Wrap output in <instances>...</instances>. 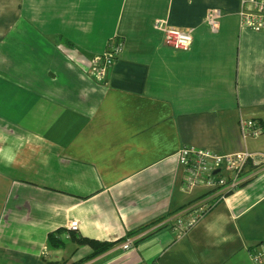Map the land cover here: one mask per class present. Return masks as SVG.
Returning a JSON list of instances; mask_svg holds the SVG:
<instances>
[{"label":"crops","instance_id":"crops-1","mask_svg":"<svg viewBox=\"0 0 264 264\" xmlns=\"http://www.w3.org/2000/svg\"><path fill=\"white\" fill-rule=\"evenodd\" d=\"M239 0H0V264H255L264 243V32ZM221 12L220 27L206 22ZM157 20L193 30L164 45ZM110 42L106 82L91 71ZM262 129L244 136L241 121ZM248 152V176L178 238L175 220L210 200L183 188L178 152ZM209 198V199H208ZM79 223L100 256L51 233ZM63 235V234H62ZM126 238L135 249L121 250ZM264 264V263H263Z\"/></svg>","mask_w":264,"mask_h":264},{"label":"built area","instance_id":"built-area-1","mask_svg":"<svg viewBox=\"0 0 264 264\" xmlns=\"http://www.w3.org/2000/svg\"><path fill=\"white\" fill-rule=\"evenodd\" d=\"M238 12L239 24L242 28L256 33L264 32V0H239ZM221 12L219 10H209L206 22L213 31H218L220 27ZM155 28L164 36V45L168 48L183 50L191 46L193 42V30L178 31L168 27L166 21L157 20ZM123 52L121 42H110L104 54L93 58L91 63L92 75L99 82H106L115 61ZM244 136L259 135L262 129L254 121H241ZM180 166L185 171V181L183 188L190 190L195 187H209L208 195L210 199L220 200L226 195L238 189L247 181L252 179L258 172L254 171L248 176L246 167L253 159L252 154H219L210 150L197 147H184L178 154ZM208 198V199H209ZM202 202L191 206L183 211L175 220V230L178 238L187 234L198 220L210 209L211 205ZM192 210V211H190ZM78 222H72L64 239L69 240L70 231L77 232ZM136 241L126 238L120 248L123 251L135 249ZM250 257L255 264L264 263V243L250 253Z\"/></svg>","mask_w":264,"mask_h":264},{"label":"trees","instance_id":"trees-1","mask_svg":"<svg viewBox=\"0 0 264 264\" xmlns=\"http://www.w3.org/2000/svg\"><path fill=\"white\" fill-rule=\"evenodd\" d=\"M212 200H216V199L208 200L206 205H213ZM190 211H192V210H190ZM66 232H67L66 229H60L54 233H51L49 235V238H48L49 246H51L53 248L60 247L64 242V240H63L64 239V233H66ZM69 234H70L69 240L74 239L77 243H79L81 245H87L90 248H92V252H93L92 255L84 258V260L80 261L79 263L89 261V260L95 258L96 256L102 255L103 253H105L109 250V247H110L109 244L100 243L98 241L90 240L87 238H79L75 231H70ZM74 264H76V263H74Z\"/></svg>","mask_w":264,"mask_h":264}]
</instances>
